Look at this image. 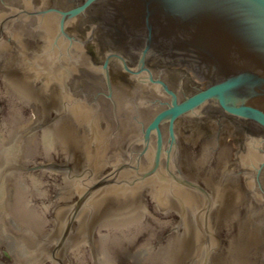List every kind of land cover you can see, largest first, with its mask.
<instances>
[{"label":"water","instance_id":"water-1","mask_svg":"<svg viewBox=\"0 0 264 264\" xmlns=\"http://www.w3.org/2000/svg\"><path fill=\"white\" fill-rule=\"evenodd\" d=\"M97 1L61 13V23ZM111 1L141 33L144 54L186 65L209 85L178 103L152 81L171 102L144 131L147 143L157 135L154 160L129 170L117 164L121 148L99 107L84 102L76 114L59 75L45 77L49 62L61 58L49 40L31 48V58L0 46V264H242L248 227L226 224L239 197L250 200L244 184L252 181L232 179L239 189L230 191L224 172L240 168L258 178L263 140L247 136L226 166L222 150L210 167L203 155L177 175L180 164L169 160L178 153L174 122L209 103L264 131V0ZM165 122L171 143L162 166Z\"/></svg>","mask_w":264,"mask_h":264},{"label":"flooded vegetation","instance_id":"flooded-vegetation-1","mask_svg":"<svg viewBox=\"0 0 264 264\" xmlns=\"http://www.w3.org/2000/svg\"><path fill=\"white\" fill-rule=\"evenodd\" d=\"M85 1L0 0V46L14 52L27 51L26 58H31V48L49 40L51 49L59 50L61 58L49 62L45 77L56 80L59 75L64 92L79 105L73 111L76 114L77 110L82 112L81 103L97 105L96 110L104 114L109 123L110 140L116 141L115 146L121 148L117 164L128 166L129 170H145L154 160L157 147L156 133L150 135L148 143L144 141L145 128L171 102V96L162 88L156 91L152 81L165 84L176 95L178 103L204 90L209 82L177 61L144 54L146 44L141 33L133 27L128 14L118 12L117 4L111 0H99L83 13L61 23V13ZM51 86L49 95L55 92L54 85ZM80 117L78 123L75 122L79 133L84 128ZM169 129V122L160 126L164 144L160 157L162 166L168 159L165 152L171 143ZM179 131L183 132V138ZM173 133L178 153L172 152L169 161L180 164L175 175L181 174L183 164H192L203 155H206L204 166L210 167L220 150L225 166L226 163L234 164L239 152L244 150L247 136L261 138V152H264L263 130L221 112L213 103L193 116L177 119ZM84 141L90 146L91 136ZM112 171L113 168L105 176ZM224 178L230 191L238 190L243 180L252 181L244 184L250 200L245 202L239 197L231 210L234 216L228 218L226 226L234 229L243 223L248 227L242 264H264V168L258 178H252L240 168L224 172ZM232 179L239 184H231Z\"/></svg>","mask_w":264,"mask_h":264}]
</instances>
